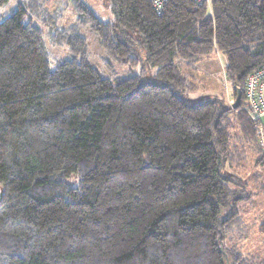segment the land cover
<instances>
[{
  "label": "trees",
  "instance_id": "trees-1",
  "mask_svg": "<svg viewBox=\"0 0 264 264\" xmlns=\"http://www.w3.org/2000/svg\"><path fill=\"white\" fill-rule=\"evenodd\" d=\"M64 2L76 19L60 28ZM112 5L104 22L81 0H53V14L34 10L41 25L19 0L0 20V264H255L224 238L250 198L235 171L264 168L242 108L264 64V0ZM84 25L139 73L102 77ZM55 47L69 56L51 67ZM213 51L231 94L190 102L181 67Z\"/></svg>",
  "mask_w": 264,
  "mask_h": 264
},
{
  "label": "rangeland",
  "instance_id": "rangeland-1",
  "mask_svg": "<svg viewBox=\"0 0 264 264\" xmlns=\"http://www.w3.org/2000/svg\"><path fill=\"white\" fill-rule=\"evenodd\" d=\"M18 1L8 0L0 7V20L16 8ZM28 1L30 2L27 3ZM22 2L26 10L25 20L30 17L41 24L34 13L36 8L38 13L46 10L50 15L53 14L54 6L47 8L53 0H22ZM81 2L101 21L113 22L115 20L112 0H81ZM64 3L66 4L64 11L61 17L58 18V22H56V26L60 28L73 24L76 19L73 4ZM41 28L46 34L48 28L46 26ZM78 32L86 40L90 64L99 71L102 77L113 80L139 73L141 65L130 68L108 57L103 51L98 38L87 25L80 26ZM53 52H57L59 56L54 55L51 67L69 56L68 50H63L61 47H55ZM135 54L140 55L138 47H136ZM224 66L225 57L220 53L216 54L214 51L208 56L193 62V66L186 68L182 66V71L189 75L188 79L195 85V89L187 94L188 100L190 102L210 98L225 100L231 94V86L224 81ZM145 74L144 80H149L153 75V71L149 69ZM232 98L230 99L233 100ZM235 173L247 184L250 198L238 204V227L231 229L230 232H225L224 243L241 253L248 262L261 264L264 262V168L259 167V165L255 166L253 160L250 159L245 167L235 171Z\"/></svg>",
  "mask_w": 264,
  "mask_h": 264
},
{
  "label": "built area",
  "instance_id": "built-area-1",
  "mask_svg": "<svg viewBox=\"0 0 264 264\" xmlns=\"http://www.w3.org/2000/svg\"><path fill=\"white\" fill-rule=\"evenodd\" d=\"M197 4L207 3L208 0H191ZM164 0H151L152 6L160 10ZM234 101L230 100L232 104ZM242 108L255 122L258 130V141L264 152V64L253 70L243 85Z\"/></svg>",
  "mask_w": 264,
  "mask_h": 264
},
{
  "label": "water",
  "instance_id": "water-1",
  "mask_svg": "<svg viewBox=\"0 0 264 264\" xmlns=\"http://www.w3.org/2000/svg\"><path fill=\"white\" fill-rule=\"evenodd\" d=\"M239 101H240V95L237 94L236 98H235V101L233 103V106L234 107H237L239 105Z\"/></svg>",
  "mask_w": 264,
  "mask_h": 264
}]
</instances>
